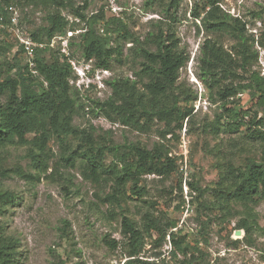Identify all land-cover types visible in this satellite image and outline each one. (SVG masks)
<instances>
[{
  "label": "trees",
  "instance_id": "obj_1",
  "mask_svg": "<svg viewBox=\"0 0 264 264\" xmlns=\"http://www.w3.org/2000/svg\"><path fill=\"white\" fill-rule=\"evenodd\" d=\"M26 1L39 3L50 10L45 17L46 24L29 34L33 42L34 65H29L21 43L18 44V53L21 52L23 56L16 53L10 60H0V75L5 70V76L0 78V96L4 95L0 101V175H8L10 171L3 165V153L8 146H28V155L33 159L37 171H45L50 151L48 142L57 140L63 145L72 136L78 143L66 160L73 161L77 152L83 161L82 175L104 191L103 202L121 212V240L107 238L104 242L110 250L123 247L127 257L123 264H153L139 258L144 247V235L152 230L162 240L168 235L173 252L181 253L185 260L191 248L197 252V256L203 255L197 244L189 247L187 243L176 240L180 230L169 231L177 226L176 222L170 221L163 228L160 221L146 210L140 226L137 220L128 215V200L142 198L146 193V189L140 185L144 175L168 177L176 174L177 189L182 193L183 174L179 169V156L170 154V149L162 142H154L150 148L137 143L114 145L104 137H101V141L97 140L93 136V127L79 128L72 124L76 107H83L84 104L79 103V90L70 84L73 78L70 54L66 55L60 48L53 49L51 45L55 35H65L68 30H75V22H70L62 11L67 10L75 19L86 21L87 29L79 32L82 56L85 61L90 60L94 67L104 69L111 67L112 58H122V46L117 40L114 45L111 44L114 40L111 33L117 32L127 38L125 23L120 17H110L103 24V34H99L94 25L103 16H86L84 11L88 0H83L82 5L78 6L71 0ZM182 1L147 0L161 17L155 25L156 30L149 31L143 41L139 42L137 38L131 40L130 49L135 54L134 59L138 60L135 79L127 76L106 79L110 93L104 99H89L90 113L139 132L150 131L156 122L163 123L164 129L158 130L161 140L169 134L178 139L176 131L182 129L185 119L189 124L192 122L196 96L185 92L178 81L180 69L189 60V53L180 46L174 28L179 20L178 11ZM190 1L189 15L198 32L202 29L204 36L196 56V76L211 98L216 95L222 101L221 112L214 120L203 124L202 132L216 136L219 132L242 130L246 132V139L257 146L260 155L259 158L249 156L243 162L235 163L239 152L225 154L220 144L216 148L217 158L220 159L217 162L218 178L209 193L211 198L202 204V208L217 209L225 215L233 211L232 204H240L251 215V204L257 200V196H264V116H259L257 111L250 114L249 110L238 108L230 100L238 92L252 87L251 97L264 109V77L252 70L253 60L258 55L253 44L264 47V28L255 38L239 16H233L221 7L223 0ZM15 3L21 4V0H0V56L12 46L3 35H7L6 27L13 25L7 6ZM251 14L260 15L255 11ZM112 23L115 26H111ZM223 37L231 41L228 48L223 45ZM46 54H50V60H46ZM90 91V88L83 89V93ZM29 134L33 136L28 138ZM241 155L242 152L239 153ZM185 182L190 197L188 204L193 205L197 213V205L201 203L205 190L194 179ZM15 198L12 191L0 187V264H16L20 254V240L7 231L4 221ZM184 201L182 198L181 207H184ZM205 221L200 224L201 238L206 243L208 222ZM63 222L67 223L65 220ZM237 228L244 233L241 241L250 243L251 226L241 220ZM232 242L237 244L240 240ZM186 262L189 264L190 260Z\"/></svg>",
  "mask_w": 264,
  "mask_h": 264
},
{
  "label": "rangeland",
  "instance_id": "obj_2",
  "mask_svg": "<svg viewBox=\"0 0 264 264\" xmlns=\"http://www.w3.org/2000/svg\"><path fill=\"white\" fill-rule=\"evenodd\" d=\"M71 1L75 6L82 5L83 2ZM221 4L231 15L239 16L255 38L263 30L264 0H223ZM13 6L16 9V20L13 25L6 27L7 35H3L12 46L5 50L0 60H10L16 53L17 56H23L21 52L18 53V44L29 37L32 30L46 24L45 17L50 10L39 3L33 4L26 0ZM190 8L191 1L183 0L178 11L179 20L174 24L180 46L189 53V60L180 69L178 81L185 92L196 96L193 101L192 122L189 124L185 119L182 129L176 131L178 139L169 134L166 139L161 140L158 130H163L164 125L160 122H156L150 131L139 132L90 113L89 99L106 98L110 93L107 85L99 91L91 86L89 93H83L77 83H70L79 90V103L84 104L83 107H76L72 124L88 129L91 126L97 140L101 141V137H104L114 145L137 143L150 148L154 142H162L170 149V154L179 156L178 164L186 166V180L194 179L205 190L196 213L195 207L188 204L190 197L186 182L182 193L178 192L176 174L168 177L155 174L142 176L140 185L146 189V193L142 198L128 200V215L137 220L140 226L141 217L146 210L160 221L163 228L170 221L176 222L177 226L169 229L174 232H177L176 228L180 230L176 240L187 243L189 247L197 244L203 255L197 256V252L191 248L187 251L185 260L184 255L173 252L168 235L162 240L152 230L144 235L140 259L152 261L153 264H188V260L189 264H264V196H257V200L251 204V215L240 204H232L233 211L225 215L217 209L202 208V204L211 198L209 193L218 178L217 162L220 159L217 158L216 148L220 144L225 154L242 152L241 156L239 153L236 156L235 163L243 162L249 156L259 158L260 155L257 146L246 139V132L242 130L233 133L219 132L216 136L202 132L203 124L214 120L221 112L222 101L216 95L211 98L196 76V56L204 36L202 29L198 32L189 15ZM252 11L259 12L260 17L252 15ZM84 13L88 17L93 14L103 16L94 25L99 34H103V24L110 17H120L125 23L127 38L117 32L111 33L114 38L111 44L114 45L117 40L123 53L120 60L111 59L107 75L108 79L126 76L135 79L134 71L138 69V60L134 59L135 54L130 49L131 40L137 38L141 42L149 31L156 30L155 25L161 17L158 11L152 9L147 0H88ZM62 14L70 22H75V30H71L72 34L66 36V52L79 64L90 62L85 61L82 56L79 37V32L88 27L86 21L75 19L67 10H63ZM196 23L198 24L197 21ZM111 26L115 25L112 23ZM222 40L224 47L228 48L231 41L225 37ZM59 44L55 42L53 49L61 48ZM253 48L258 55L253 60L252 70L264 77V47L254 43ZM49 56L50 54H46V60H50ZM90 63L93 67V63ZM4 71H1L0 78L5 76ZM250 90L252 87L238 92L230 101H234L242 110H249L250 114L257 111L259 116H264V109L256 104ZM3 99L4 95H1L0 101ZM32 136L33 134H29L28 138ZM77 143L72 136L63 145L57 140L48 142L50 151L45 171H37L33 159L28 155V146H8L5 149L3 165L10 171L8 175H0V187L12 191L16 196L4 217L7 231L20 240V254L16 264H123L127 259L122 246L110 250L104 242L107 238L121 240L120 210L103 202L104 191L82 175L83 161L77 156V152L73 161L66 160ZM105 190L107 192V185ZM182 198L185 200L184 207L180 206ZM205 220L208 222L206 243L201 238L200 224ZM241 220L251 226L250 243L241 241L244 233L241 228H237ZM237 230L240 231L239 235L235 234ZM235 239L240 242L234 244L232 241ZM191 251L194 252L193 255Z\"/></svg>",
  "mask_w": 264,
  "mask_h": 264
},
{
  "label": "built area",
  "instance_id": "obj_3",
  "mask_svg": "<svg viewBox=\"0 0 264 264\" xmlns=\"http://www.w3.org/2000/svg\"><path fill=\"white\" fill-rule=\"evenodd\" d=\"M8 12L10 14V22L13 24L16 20V9L13 5L7 6ZM72 34L71 30H68L66 32V35L57 34L55 35L51 40V45L55 42L60 43L59 46L61 47L60 50L64 52L66 55L68 53L66 52L67 47V41L66 36H70ZM23 45L24 53L29 61V65L33 66L34 63L32 61L34 50H33V42L29 37L22 39L20 42ZM90 61V60H89ZM69 62L71 64L72 68V74L73 78L70 80V83H74L77 85L78 88L86 89L90 88L91 86H94V88L99 91L102 88L106 86L105 80L108 79L107 75V69L100 68V67H92L91 61L86 62L85 64H79L76 60H73L72 58H69ZM78 81V82H75ZM179 169L182 171L183 174V187H186L185 180H186V166H184L182 163L179 166Z\"/></svg>",
  "mask_w": 264,
  "mask_h": 264
},
{
  "label": "water",
  "instance_id": "obj_4",
  "mask_svg": "<svg viewBox=\"0 0 264 264\" xmlns=\"http://www.w3.org/2000/svg\"><path fill=\"white\" fill-rule=\"evenodd\" d=\"M235 234L239 235L240 234V231L239 230L235 231Z\"/></svg>",
  "mask_w": 264,
  "mask_h": 264
}]
</instances>
